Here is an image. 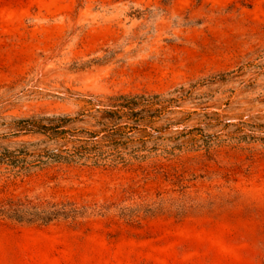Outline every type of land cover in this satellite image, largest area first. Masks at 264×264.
<instances>
[{
    "label": "rangeland",
    "instance_id": "1",
    "mask_svg": "<svg viewBox=\"0 0 264 264\" xmlns=\"http://www.w3.org/2000/svg\"><path fill=\"white\" fill-rule=\"evenodd\" d=\"M3 151L0 264H264V0H0Z\"/></svg>",
    "mask_w": 264,
    "mask_h": 264
},
{
    "label": "trees",
    "instance_id": "2",
    "mask_svg": "<svg viewBox=\"0 0 264 264\" xmlns=\"http://www.w3.org/2000/svg\"><path fill=\"white\" fill-rule=\"evenodd\" d=\"M59 120H61V119H59ZM14 123L16 124L17 128H19V131L24 132V134H28V133L46 134V133L49 132V130H47L46 127L43 128V126L42 127L39 126L32 119H19V120L14 121ZM55 129H57V128H55ZM58 134L59 133L56 132L53 135L57 136ZM90 137L93 138L94 136L92 135ZM93 148L94 147L91 146V147L85 148L83 152L76 151V152H73V154L67 155V156H60L58 154H53L51 156V158H55L57 160L58 159H62L63 161H66V162L79 160L81 158L88 160V159H92V158H88V156H86V155L89 154V153H92L95 150ZM6 154L9 155L10 153H7L6 151H3L1 153L2 156H0V163L2 161H4L3 158H2L4 156V158L7 159V161L9 162V165L14 167L15 166V161L13 160V158L11 156H8V155L5 156ZM94 163H96V162L94 161ZM22 213L23 212L19 211L18 209L12 210L11 213L7 215V217L11 218V219H14L17 222H22L25 219L24 215ZM25 221H28V219L25 220ZM47 221H50V219L48 218L47 220H45V222H47Z\"/></svg>",
    "mask_w": 264,
    "mask_h": 264
}]
</instances>
